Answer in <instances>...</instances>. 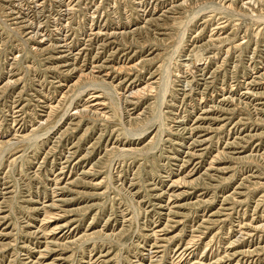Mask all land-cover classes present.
<instances>
[{
	"label": "rangeland",
	"instance_id": "rangeland-1",
	"mask_svg": "<svg viewBox=\"0 0 264 264\" xmlns=\"http://www.w3.org/2000/svg\"><path fill=\"white\" fill-rule=\"evenodd\" d=\"M224 1L0 0V142L3 140L0 144V264H96L95 260L98 255L100 256L101 251H104L102 252L103 256H107L106 264H192L194 262V264H264V152H262L264 151V78L258 79L256 85H251L252 83L249 82L252 80L251 77L264 72V3L262 0L259 2L258 0L257 2L256 0H226V3ZM254 2L258 5V9ZM235 4L237 8H234ZM223 6L225 7L224 12L219 8H223ZM226 8L231 10L228 9L227 12ZM194 15L195 17H193ZM223 25L225 29H222ZM143 26L149 27V30ZM185 28L186 30L183 31ZM228 36L232 39L228 40ZM222 41H226V44ZM220 44L222 48H220ZM151 57L152 60H155L152 63ZM226 57L228 58L226 59ZM69 61L70 63H68ZM139 62L142 63L139 64ZM146 63L147 65H145ZM121 64L124 68L126 67L125 70L127 69L126 72L129 74L123 70ZM135 64L140 66L136 67ZM106 65L109 67L111 65V68ZM134 65L136 68L133 67ZM71 67L73 68L71 69ZM66 68L70 72L65 71ZM137 68L139 69L136 70ZM154 73L156 74L154 75ZM160 74L165 75L163 76L164 80ZM79 75H83L81 76L82 81L83 77H87L86 81H83L86 87L78 77ZM90 75L92 78H98L92 79ZM77 79L80 82L76 81ZM98 80L100 82L102 80L103 83H99ZM158 80L162 83L160 84ZM206 81L209 82L206 83ZM210 82L212 85H209ZM86 83L92 88H88ZM94 85L98 88L95 89ZM110 85L115 86L116 90L110 88ZM161 85L163 86L161 87ZM74 86L77 88L75 89ZM164 86L168 87V90H165ZM99 88L103 89L98 90ZM108 88L112 91H108ZM159 88H163L165 92L162 90L161 92L164 93H161ZM103 90L106 94L103 93ZM246 90L250 93L245 94ZM141 91L146 92V94L143 93L145 96L140 94ZM137 92H140L139 95ZM98 93L101 105H96L97 101H93ZM117 94L119 95L116 96ZM73 98L74 101H72ZM137 99L141 101L138 102ZM182 100L184 102L181 104ZM216 104L218 106L220 104V108ZM49 105L54 107H49ZM252 105L256 110L252 108ZM99 111L106 115H101ZM75 112V116H72ZM80 114H84V116L81 117ZM98 115L100 116L97 117ZM140 117L141 119H139ZM196 117L198 119H195ZM58 119H61L59 124H57ZM125 121L128 123L126 124ZM40 122L42 123L40 124ZM243 124L245 125L243 126ZM55 125L56 127L52 129ZM196 127L200 129L198 130ZM191 128L193 132L196 131L191 132ZM62 132L64 133L62 134ZM66 132H68L67 135H65ZM100 134L103 136L101 137ZM32 136L34 138H31ZM99 138L102 141H99ZM18 140L23 143L20 144ZM76 141L78 143H75ZM126 147L127 149H125ZM131 147H134L135 150ZM93 148H96L95 151ZM128 148L134 150L133 153H130L132 151H129ZM121 149L124 152L122 154ZM211 150L212 153H210ZM126 151L129 153L126 154ZM191 152L195 155L193 156ZM66 154L68 156H65ZM242 154L243 156H240ZM20 155L22 156L20 157ZM71 155L72 158L74 157L73 159ZM215 159L217 160L215 161ZM44 162L45 164L42 165ZM74 163H77V167ZM82 169L84 173L81 171ZM205 171L206 173H204ZM184 174H188L185 175L187 176L185 179L192 177L198 179L188 186H183L180 183L182 186L178 188V182L173 183L184 178ZM178 177L180 178L178 179ZM78 178L79 180L82 178L80 184ZM74 180L78 181L75 184H69L75 182ZM164 181L165 183H163ZM65 182L69 184L66 188L67 191L69 190L68 192L66 189L64 192L61 188L67 185ZM55 184L57 185L55 186ZM176 189H179L178 192L184 190L185 197L171 198L170 196ZM59 198H68L70 202L62 205L63 208L59 209V213L57 212L59 215H54L55 211L49 210V204L57 202ZM193 205L196 208L192 207ZM38 207L41 208L40 211ZM157 212L162 213L159 215ZM216 213L217 215H215ZM51 214L54 217H59L57 221L76 218L79 220L77 224L80 226L78 227L74 223L71 226L73 228L69 227L64 233L61 229L53 232L51 229L55 226V218ZM179 222L181 223L179 224ZM216 222L218 223L216 224ZM154 223H156L155 226ZM90 227H93L92 230L98 233L88 237L86 232ZM157 230H162L157 232L160 236L157 233L153 235ZM44 232L47 234L44 235ZM108 233L109 235H107ZM197 234H200V237ZM39 235L40 237H38ZM194 242L195 244H192ZM234 242H238V244ZM55 244L59 247L54 248L57 246ZM68 244L71 246L68 247ZM155 244L160 245L158 247ZM45 246L53 252L48 249L49 253L45 251ZM259 248L261 249L259 250ZM235 253L237 255L233 256ZM246 253L249 254L245 255ZM103 256H101V260H104ZM67 258L69 261L64 263ZM201 261L203 262L201 263ZM101 262V264H105L104 261Z\"/></svg>",
	"mask_w": 264,
	"mask_h": 264
},
{
	"label": "bare ground",
	"instance_id": "bare-ground-1",
	"mask_svg": "<svg viewBox=\"0 0 264 264\" xmlns=\"http://www.w3.org/2000/svg\"><path fill=\"white\" fill-rule=\"evenodd\" d=\"M225 1H226V0H225ZM225 1H224V3H226ZM237 1H238V0H237ZM10 2H11V1H10ZM232 2H233V1H232ZM247 2H248V1H247ZM247 2H246V4H247ZM256 2H257V0H256ZM258 2H259V0H258ZM16 3H17V2H16ZM36 3H37V2H36ZM180 3H181V2H180ZM227 3H228V2H227ZM249 3H250V2H249ZM254 3H255V2H254ZM262 3H264L263 0H262ZM262 3H261V4H262ZM17 4H18V3H17ZM38 4H39V3H38ZM69 4H70V3H69ZM184 4H185V3H184ZM214 4H215V3H214ZM237 4H238V3H237ZM251 4H252V3H251ZM176 5H177V4H176ZM178 5H179V4H178ZM219 5H220V4H219ZM224 5H225V7H226V4H224ZM227 5H228V4H227ZM242 5H243V1H242ZM255 5H256V3H255ZM255 5H254V6H255ZM259 5H260V4H259ZM180 6H181V4H180ZM231 6H232V3H231ZM235 6H236V7H234V8H237V5H236V4H235ZM252 6H253V5H252ZM257 6H258V5H256V8H257ZM24 7H25V6H24ZM176 7H177V6H176ZM225 7L223 6V8H222V7H219V8H220V9H223V12H224V8H225ZM228 7H229V6H228ZM232 7H233V6H232ZM239 7H240V6H239ZM139 8H140V7H139ZM142 8H143V7H142ZM180 8H181V7H180ZM217 8H218V6H217ZM254 8H255V7H254ZM62 9H63V8H62ZM137 9H138V8H137ZM220 9H217V10H220ZM226 9H227V12H228V9H229V8H226ZM239 9H240V8H239ZM257 9H258V8H257ZM141 10H142V9H141ZM214 10L216 11L215 8H214ZM229 10H231V9H229ZM232 10H233V9H232ZM234 10H235V9H234ZM243 10H244V9H243ZM253 10H254V9H253ZM54 11H55V10H54ZM220 11H221V10H220ZM220 11H218V12H220ZM240 11H241V9H240ZM245 11H247V10H245ZM33 12H34V11H33ZM98 12H99V11H98ZM169 12H170V11H169ZM183 12H184V11H183ZM221 12H222V11H221ZM229 12H231V11H229ZM233 12H235V11H233ZM25 13H26V12H25ZM26 14H27V13H26ZM59 14H60V13H59ZM68 14H69V13H68ZM213 14H214V13H213ZM238 14H239V13H238ZM240 14H241V13H240ZM159 15H160V14H159ZM163 16H164V15H163ZM47 17H48V16H47ZM96 17H97V16H96ZM140 17H141V16H140ZM167 17H168V16H167ZM193 17H195V15H194ZM196 17H197V16H196ZM215 17H216V16H215ZM58 19H59V18H58ZM159 19H160V18H159ZM161 19H162V18H161ZM161 19H160V20H161ZM168 20H169V19H168ZM191 20H192V19H191ZM191 20H190V21H191ZM30 21H31V20H30ZM67 21H68V20H67ZM148 21L150 22L149 19H148ZM193 21H194V20H193ZM204 21H205V20H204ZM16 22H17V21H16ZM206 22H207V21H206ZM28 23H29V22H28ZM45 23H46V21H45ZM26 24H27V23H26ZM32 24H33V23H32ZM191 24H192V21H191ZM21 25H22V24H21ZM28 25H29V24H28ZM40 25H41V24H40ZM129 25H130V24H129ZM140 25H141V24H140ZM143 25H144V24H143ZM168 25H169V24H168ZM224 25H225V24H224ZM224 25H223V28H222V29H225V26H224ZM228 25H229V24H228ZM32 26H33V25H32ZM46 26H48V25H46ZM91 26H92V25H91ZM93 26H94V25H93ZM187 26H188V25H187ZM187 26H186V28H187ZM226 26H227V25H226ZM134 27H135V26H134ZM143 27H144V26H143ZM188 27H190V26H188ZM89 28H90V27H89ZM138 28H139V27H138ZM144 28L148 29L149 27H144ZM168 28H169V27H168ZM186 28H185L183 31H185ZM205 28H206V27H205ZM52 30H53V29H52ZM102 30H103V29H102ZM137 30H138V29H137ZM148 30H149V29H148ZM148 30H147V31H148ZM78 31H79V30H78ZM124 31H125V30H124ZM142 31H143V30H142ZM150 31H151V30H150ZM187 31H188V30H187ZM221 31H222V30H221ZM103 32H104V31H103ZM112 32H113V31H112ZM145 32H146V31H145ZM231 32H232V31H231ZM74 33H76V32H74ZM77 33H78V32H77ZM98 33H99V31H98ZM98 33L96 32V34H98ZM100 33H101V32H100ZM109 33H110V32H109ZM116 33H118V32H116ZM127 33H128V32H127ZM137 33H138V32H137ZM197 33H198V32H197ZM238 33H239V32H238ZM104 34H105V33H104ZM118 34H119V33H118ZM121 34H122V33H121ZM186 34H187V33H186ZM53 35H54V34H53ZM68 35H69V34H68ZM111 35H112V34H111ZM130 35H131V33H130ZM139 35H140V34H139ZM184 35H185V33H184ZM199 35H200V33H199ZM34 36H35V35H34ZM118 36H119V35H118ZM131 36H132V35H131ZM182 36H183V35H182ZM186 36H187V35H186ZM197 36H198V35H197ZM202 36H203V35H202ZM219 36H220V34H219ZM73 37H74V36H73ZM99 37H100V36H99ZM164 37H165V36H164ZM184 37H185V36H184ZM184 37H182V39H184ZM224 37H225V36H224ZM228 37H229V36H228ZM45 38H46V37H45ZM76 38H77V37H76ZM90 38H91V37H90ZM107 38H108V37H107ZM114 38H115V37H114ZM116 38H117V37H116ZM130 38H131V37H130ZM198 38H199V37H198ZM221 38H223V37H221ZM105 39H106V38H105ZM126 39H127V37H126ZM132 39H133V38H132ZM211 39H212V38H211ZM213 39H214V38H213ZM213 39H212V40H213ZM229 39H232V38L229 37L228 40H229ZM43 40H44V39H43ZM43 40H42V41H43ZM120 40H122V39H120ZM130 40H131V39H130ZM209 40H210V39H209ZM212 40H211V41H212ZM219 40H220V39H219ZM225 40H226V39H225ZM39 41H40V40H39ZM77 41H78V40H77ZM87 41H88V40H87ZM87 41H86V42H87ZM91 41H94V40H91ZM111 41H112V40H111ZM111 41H110V42H111ZM117 41H118V40H117ZM217 41H218V39H217ZM86 42H85V43H86ZM115 42H116V40H115ZM205 42H206V40H205ZM219 42H220V41H219ZM222 42H223L224 44H226V43H225L226 41H225V42L222 41ZM231 42H232V41H231ZM64 43H65V42H64ZM66 43H67V42H66ZM107 43H108V41H107ZM129 43H130V42H129ZM215 43H216V42H215ZM37 44H38V43H37ZM47 44H48V43H47ZM83 44H84V43H83ZM88 44H89V42H88ZM103 44H104V43H103ZM127 44H128V43H127ZM206 44H207V43H206ZM208 44H209V41H208ZM212 44H213V43H212ZM238 44H239V43H238ZM60 45H61V44H60ZM63 45H64V44H63ZM85 45H86V44H85ZM197 45H198V44H197ZM202 45H203V44H202ZM202 45H201V46H202ZM231 45H232V44H231ZM236 45H237V44H236ZM240 45H242V44H240ZM45 46H46V45H45ZM65 46H66V45H65ZM67 46H68V44H67ZM67 46H66V47H67ZM99 46H100V45H99ZM114 46H115V45H114ZM137 46H138V45H137ZM156 46H157V45H156ZM193 46H194V45H193ZM199 46H200V45H199ZM203 46H204V45H203ZM207 46H208V45H207ZM207 46H206V47H207ZM222 46H223V45H222ZM84 47H85V46H84ZM87 47H88V46H87ZM102 47H103V46H102ZM104 47H106V46H104ZM104 47H103V48H104ZM208 47H209V46H208ZM218 47H219V46H218ZM218 47H217V48H218ZM239 47H240V46H239ZM43 48H44V47H43ZM81 48H82V47H81ZM193 48H194V47H193ZM201 48H202V47H201ZM220 48H222V47H221V44H220ZM220 48H219V49H220ZM112 49H113V48H112ZM117 49H118V46H117ZM119 49H120V48H119ZM194 49H196V48H194ZM194 49H193V51H194ZM197 49H198V48H197ZM203 49H204V48H203ZM206 49H207V48H206ZM230 49H231V48H230ZM45 50H46V49H45ZM105 50H106V49H105ZM199 50H201V49H199ZM208 50H209V49H208ZM208 50H207V51H208ZM227 50H228V49H227ZM227 50H226V51H227ZM67 51H68V50H67ZM72 51H73V50H72ZM118 51H119V50H118ZM195 51H196V50H195ZM219 51H220V50H219ZM230 51H231V50H230ZM254 51H255V50H254ZM41 52H42V51H41ZM74 52H75V51H74ZM80 52H81V51H80ZM96 52H98V51H96ZM103 52H104V51H103ZM105 52H106V51H105ZM116 52H117V50H116ZM197 52H198V51H197ZM205 52H206V51H205ZM259 52H260V51H259ZM88 53H89V52H88ZM88 53H87V54H88ZM110 53H111V52H110ZM110 53H109V54H110ZM134 53H135V52H134ZM136 53H137V52H136ZM192 53H193V52H192ZM206 53H207V52H206ZM208 53H209V52H208ZM78 54H79V53H78ZM91 54H92V53H91ZM93 54H94V53H93ZM100 54H101V53H100ZM210 54H211V53H210ZM252 54H253V53H252ZM256 54H257V53H256ZM256 54H255V55H256ZM104 55H105V54H104ZM125 55H127V54H125ZM125 55H124V57H125ZM155 55H156V54H155ZM207 55H208V54H207ZM229 55H230V53H229ZM88 56H89V54H88ZM94 56H95V55H94ZM94 56H93V57H94ZM100 56H101V55H100ZM157 56L159 57V55H157ZM157 56H156V57H157ZM204 56H205V54H204ZM211 56H212V55H211ZM78 57H79V56H78ZM97 57H98V56H97ZM105 57H106V56H105ZM110 57H111V56H110ZM124 57H123V58H124ZM130 57H131V56H130ZM130 57H129V58H130ZM254 57H255V56H254ZM60 58H61V57H60ZM68 58H69V57H68ZM71 58H72V57H71ZM75 58H76V57H75ZM100 58H101V57H100ZM106 58H107V57H106ZM112 58H113V56H112ZM154 58H155V56H154ZM209 58H211V57H209ZM209 58H208V59H209ZM216 58H217V57H216ZM227 58H228V57H226V59H227ZM93 59H94V58H93ZM102 59H103V58H102ZM108 59H110V58H108ZM147 59H148V57H147ZM147 59H146V60H147ZM217 59H218V58H217ZM217 59H216V60H217ZM250 59H251V58H250ZM253 59H254V58H253ZM257 59H258V58H257ZM65 60H66V59H65ZM81 60H82V59H81ZM83 60H84V59H83ZM119 60H120V59H119ZM149 60H150V59H149ZM153 60H154V59H153ZM153 60H152V57H151V63L155 61V60H154V61H153ZM222 60H223V59H222ZM241 60H242V59H241ZM66 61H67V60H66ZM66 61H65V62H66ZM72 61H73V60H72ZM102 61H103V60H102ZM104 61H105V60H104ZM131 61H132V60H131ZM133 61H134V60H133ZM142 61H144V60H142ZM186 61H187V60H186ZM229 61H230V60H229ZM62 62H63V61H62ZM74 62H75V61H74ZM144 62H145V61H144ZM146 62H147V61H146ZM213 62H215V61H213ZM222 62H223V61H222ZM252 62H253V61H252ZM68 63H70V61H69ZM75 63H76V62H75ZM75 63H74V64H75ZM126 63H127V62H126ZM136 63H137V62H136ZM141 63H142V62H141ZM141 63L139 62V64H141ZM256 63H257V62H256ZM262 63H263V62H262ZM262 63H261V64H262ZM62 64H63V63H62ZM78 64H79V63H78ZM94 64H95V63H94ZM99 64H100V63H99ZM106 64H107V63H106ZM131 64H132V63H131ZM137 64H138V63H137ZM148 64H150V63H148ZM207 64H208V63H207ZM207 64H206V65H207ZM219 64L221 65V63H219ZM258 64H259V63H258ZM258 64H257V65H258ZM54 65H55V64H54ZM83 65H84V64H83ZM96 65H97V64H96ZM112 65H113V64H112ZM121 65H122V67H123V64H121ZM124 65H126V64H124ZM135 65H136V64H135ZM135 65H134L133 67H135ZM145 65H147V63H146ZM204 65H205V64H204ZM226 65H227V63H226ZM250 65H251V64H250ZM77 66H78V65H77ZM85 66H86V65H85ZM88 66H89V65H88ZM106 66H107V65H106ZM118 66H119V65H118ZM118 66H117V67H118ZM127 66H130V65H127ZM131 66H132V65H131ZM131 66H130V67H131ZM138 66H140V65H136V67H138ZM210 66H211V65H210ZM218 66H219V65H218ZM218 66H216V67H218ZM50 67H51V66H50ZM82 67H83V66H82ZM93 67H94V65H93ZM95 67H96V66H95ZM107 67H109V66H107ZM136 67H135V68H136ZM189 67H190V66H189ZM213 67H214V66H213ZM222 67H223V66H222ZM248 67H249V65H248ZM261 67H262V66H261ZM55 68H56V67H55ZM72 68H73V67H71V69H72ZM85 68H86V67H85ZM104 68H105V67H104ZM109 68H111V65H110ZM123 68H124V67H123ZM125 68H126V67H125ZM125 68H124L123 70H125ZM141 68H142V66H141ZM76 69H77V68H76ZM86 69H87V68H86ZM91 69H92V68H91ZM96 69H97V68H96ZM131 69H132V68H131ZM138 69H139V68H137L136 70H138ZM162 69H163V68H162ZM213 69H214V68H213ZM248 69H249V68H248ZM78 70H79V68H78ZM82 70H83V69H82ZM97 70H98V69H97ZM126 70H127V69H126ZM126 70H125V72H126ZM128 70H129V69H128ZM143 70H144V69H143ZM159 70H161V69H159ZM165 70H166V69H165ZM261 70H262V69H261ZM54 71H55V70H54ZM65 71H67V68H66ZM75 71H77V70H75ZM80 71H81V70H80ZM93 71H94V70H93ZM155 71H156V70H155ZM163 71H164V70H163ZM166 71H167V70H166ZM203 71H204V70H203ZM220 71H221V70H220ZM67 72H70V71H67ZM120 72H121V71H120ZM137 72H138V71H137ZM142 72H143V71H142ZM159 72H160V71H159ZM167 72H168V71H167ZM211 72H212V71H211ZM254 72H255V71H254ZM259 72H260V71H259ZM58 73H59V72H58ZM83 73H84V72H83ZM86 73H87V71H86ZM114 73H115V72H114ZM114 73H113V74H114ZM126 73H127V72H126ZM197 73H198V72H197ZM197 73H196V74H197ZM214 73H216V72L214 71ZM220 73H221V72H220ZM263 73H264V72H263ZM263 73L259 74L258 76L255 75V76L251 77L252 80L250 79L251 81H249V80H248V81H249L250 83H252L251 85H256V83L258 82V81H257L258 79L264 78V77H263V75H264ZM69 74H70V73H69ZM76 74H77V73H76ZM80 74H81V72H80ZM101 74H102V73H101ZM119 74H120V73H119ZM121 74H122V73H121ZM127 74H129V73H127ZM138 74H139V73H138ZM155 74H156V73H154V75H155ZM210 74H211V73H210ZM225 74H226V73H225ZM67 75H68V73H67ZM71 75H72V74H71ZM77 75H78V74H77ZM92 75H93V73H92ZM92 75H90L91 78H92ZM105 75H106V74H105ZM107 75H108V74H107ZM109 75H110V74H109ZM111 75H112V74H111ZM111 75H110V76H111ZM136 75H137V74H136ZM152 75H153V74H152ZM160 75H161V74H160ZM214 75H215V74H214ZM226 75H227V74H226ZM248 75H249V74H248ZM74 76H75V75H74ZM81 76H83V75H79V76H78V77H80V80H81ZM84 76H86V75H84ZM88 76H89V75H88ZM96 76H98V75H96ZM99 76H100V75H99ZM122 76H123V75H122ZM161 76H162V75H161ZM163 76H165V75H163ZM163 76L161 77L162 79L164 78ZM166 76H167V75H166ZM177 76H178V75H177ZM202 76H203V75H202ZM208 76H209V75H208ZM208 76H207V77H208ZM211 76H212V75H211ZM224 76H225V75H224ZM103 77H104V76H103ZM129 77H130V76H129ZM134 77H135V76H134ZM212 77H213V76H212ZM225 77H226V76H225ZM86 78H87V77H86ZM86 78L83 77V79H84L83 81H86ZM88 78H89V77H88ZM96 78H98V77H95V78H92V79H96ZM101 78H102V77H101ZM104 78H105V77H104ZM112 78H113V77H112ZM135 78H136V77H135ZM151 78H152V76H151ZM158 78H159V77H158ZM161 78H160V79H161ZM215 78H216V77H215ZM222 78H223V77H222ZM233 78H234V77H233ZM63 79H64V78H63ZM113 79H114V78H113ZM113 79H111V80H113ZM127 79H128V78H127ZM127 79H126V81H127ZM140 79H141V78H140ZM165 79H166V77H165ZM217 79H218V78H217ZM234 79H235V78H234ZM236 79H237V78H236ZM67 80H68V79H67ZM80 80L78 81V79H77L76 81L80 82ZM102 80H103V79H102ZM102 80H101V82H102ZM114 80H115V79H114ZM133 80H134V78H133ZM155 80H156V79H155ZM163 80H164V79H163ZM187 80H188V79H187ZM204 80H205V78H204ZM206 80H207V79H206ZM232 80H233V79H232ZM76 81H75V82H76ZM81 81H82V80H81ZM83 81H82V82H83ZM89 81H91V80H89ZM98 81H99V80H98ZM104 81H105V80H104ZM126 81H125V82H126ZM128 81H129V80H128ZM158 81H159V80H158ZM188 81H190V80H188ZM210 81L212 82V80H210ZM213 81H214V80H213ZM222 81H224V80H222ZM236 81H237V80H236ZM242 81H243V80H242ZM82 82H81V86H82V84L84 83V82H83V83H82ZM101 82L99 81V83H101ZM112 82H113V81H112ZM112 82H111V83H112ZM118 82H119V81H118ZM118 82H117V83H118ZM130 82H132V81H130ZM130 82H129V83H130ZM133 82H134V81H133ZM146 82H147V81H146ZM149 82H150V81H149ZM156 82H157V81H156ZM183 82H184V81H183ZM208 82H209V81H208ZM208 82L206 81V83H208ZM211 82H210L209 85H212ZM94 83H95V82H94ZM102 83H103V82H102ZM105 83H107V82H105ZM105 83H104V84H105ZM111 83H110V84H111ZM114 83H115V82H114ZM117 83H116V84H117ZM119 83L121 84V82H119ZM154 83H155V82H154ZM159 83H160V81H159ZM161 83H162V82H161ZM161 83H160V84H161ZM203 83H204V82H203ZM222 83H223V82H222ZM226 83H227V81H226ZM237 83H238V82H237ZM242 83H243V82H242ZM244 83H245V82H244ZM63 84H64V83H63ZM70 84H71V83H70ZM76 84H78V83H76ZM79 84H80V83H79ZM79 84H78V85H79ZM86 84L88 85V86H87L88 88L91 87V86H89L88 83H86ZM95 84H96V83H95ZM186 84H187V83H186ZM190 84H191V83H190ZM259 84H260V83H259ZM10 85H11V84H10ZM66 85H67V84H66ZM91 85H92V83H91ZM96 85H99V84H96ZM127 85H128V84H127ZM131 85H132V84H131ZM140 85H141V84H140ZM145 85H147V84H145ZM215 85H216V84H215ZM228 85H229V84H228ZM240 85H241V84H240ZM246 85H247V83H246ZM4 86H5V85H4ZM59 86H60V85H59ZM75 86H77V85H75ZM75 86H74V87H75ZM84 86H85V83H84ZM110 86H111V85H110ZM116 86H117V85H116ZM121 86H122V85H121ZM123 86H124V85H123ZM147 86H148V85H147ZM149 86H150V85H149ZM158 86H159V85H158ZM162 86H163V85H161V87H162ZM207 86H208V85H207ZM217 86H218V85H217ZM222 86H223V85H222ZM236 86H237V87H240V86H238V85H236ZM236 86H235V87H236ZM72 87H73V85H72ZM85 87H86V86H85ZM93 87H95V85H94ZM108 87H109V84H108ZM114 87H115V86H114ZM114 87L111 86L110 88H114ZM127 87H128V86H127ZM191 87H192V86H191ZM224 87H225V86H224ZM231 87H232V86H231ZM235 87H234V88H235ZM257 87H258V86H257ZM76 88H77V87H75V89H76ZM78 88H79V87H78ZM91 88H92V87H91ZM96 88H98V87H95V89H96ZM105 88H106V87H105ZM105 88H104V89H105ZM110 88H108V91H112V89L109 90ZM163 88H165V86H164ZM163 88H162V89L159 88L160 92L163 90ZM167 88H168V87H167ZM167 88H165V90H166ZM182 88H183V86H182ZM192 88H193V87H192ZM242 88H243V87H242ZM248 88H249V87H248ZM72 89H74V88H72ZM79 89H80V88H79ZM81 89H82V88H81ZM101 89H103V88H99L98 90H101ZM106 89H107V88H106ZM106 89H105V90H106ZM126 89H127V88H126ZM131 89H132V88H131ZM144 89H146V87H144ZM144 89H143V90H144ZM154 89H155V88H154ZM186 89H187V88H186ZM115 90H116V88H114V91H115ZM123 90H124V89H123ZM132 90H133V89H132ZM137 90H139V89H137ZM140 90H141V87H140ZM147 90H148V89H147ZM149 90H150V88H149ZM149 90H148V92H149ZM152 90H153V89H152ZM167 90H168V89H167ZM181 90H182V89H181ZM184 90H185V89H184ZM191 90H193V89H191ZM191 90H190V91H191ZM39 91H40V90H39ZM78 91H79V93H81L80 90H78ZM103 91H104V90H103ZM106 91H107V90H106ZM117 91H118V90H117ZM127 91H128V90H127ZM134 91H135V90H134ZM145 91H146V90H145ZM145 91H144V92H145ZM163 91H164V90H163ZM216 91H217V90H216ZM231 91H232V90H231ZM239 91H240V89H239ZM246 91H247V90H246ZM252 91H253V90H252ZM259 91H260V90H259ZM64 92H65V91H64ZM70 92H71V91H70ZM83 92H84V91H83ZM124 92H125V91H124ZM131 92H132V91H131ZM141 92H142V91H141ZM144 92H142V93L139 92V93L142 95ZM146 92H147V91H146ZM146 92H145V94H146ZM148 92H147V93H148ZM164 92H165V91H164ZM164 92H161V93H164ZM201 92H202V91H201ZM203 92H204V91H203ZM213 92H214V90H213ZM222 92H223V91H222ZM243 92H244V91H243ZM257 92H258V90H257ZM71 93H72V92H71ZM103 93L106 94L105 91H104ZM119 93H120V92H119ZM129 93H130V92H129ZM135 93H136V91H135ZM137 93H138V92H137ZM139 93H138L137 95H139ZM182 93H183V92H182ZM197 93H198V92H197ZM206 93H207V92H206ZM211 93H212V92H211ZM217 93H219V92H217ZM230 93H231V92H230ZM230 93H229V94H230ZM239 93H241V92H239ZM249 93H250V92L247 91L245 94H249ZM252 93H253V92H252ZM254 93H255V92H254ZM110 94H111V92L109 93V95H110ZM114 94H115V92H114ZM121 94H122V93H121ZM130 94H131V93H130ZM132 94H134V93H132ZM185 94H186V93H185ZM185 94H184V95H185ZM190 94H191V93H190ZM201 94H203V93H201ZM214 94H216V93H214ZM214 94H213V95H214ZM241 94H242V93H241ZM243 94H244V93H243ZM255 94H256V93H255ZM100 95H101V94H100ZM109 95H108V96H109ZM112 95H113V93H112ZM118 95H119V94H117L116 96H118ZM124 95H125V94H124ZM127 95H128V94H127ZM134 95H135V94H134ZM143 95H144V94H143ZM187 95H188V94H187ZM206 95H207V94H206ZM213 95H212V96H213ZM258 95H259V94H258ZM260 95H261V94H260ZM64 96H65V94H64ZM90 96H91V95H90ZM90 96H89V97H90ZM94 96H95V94H94ZM144 96H145V95H144ZM163 96H165V95H163ZM163 96H162V97H163ZM220 96H221V95H220ZM230 96H231V95H230ZM248 96H250V95H248ZM92 97H93V96H92ZM128 97H129V95H128ZM135 97H136V96H135ZM190 97H191V96H190ZM200 97H201V96H200ZM236 97H237V96H236ZM238 97H239V96H238ZM253 97H254V96H253ZM255 97H256V96H255ZM255 97H254V98H255ZM260 97H261V96H260ZM125 98H127V97H125ZM138 98H139V97H138ZM174 98H175V97H174ZM185 98H186V97H185ZM232 98H233V97H232ZM245 98H246V97H245ZM50 99H51V98H50ZM50 99H49V100H50ZM88 99H89V98H88ZM118 99H120V98H118ZM161 99H162V98H161ZM183 99H184V97H183ZM196 99H197V98H196ZM209 99H210V98H209ZM211 99H212V98H211ZM215 99H216V98H215ZM224 99H225V98H224ZM240 99H241V98H240ZM256 99H257V98H256ZM110 100H111V99H110ZM122 100H123V99H122ZM126 100H128V99H126ZM126 100H124V101H126ZM129 100H130V98H129ZM137 100H138V99H137ZM171 100H172V99H171ZM193 100H194V99H193ZM203 100H204V99H203ZM218 100H219V99H218ZM220 100H221V99H220ZM220 100H219V101H220ZM249 100H250V99H249ZM28 101H29V100H28ZM72 101H74V98H73ZM93 101H97L96 105H101V104H102L101 99H100V96H99V93H98V95L95 96V99H94ZM139 101H141V100H138V102H139ZM164 101H165V100H164ZM195 101H196V100H195ZM222 101H223V100H222ZM230 101H231V100H230ZM230 101H229V102H230ZM39 102H40V101H39ZM105 102H106V101H105ZM126 102H127V101H126ZM130 102H131V101H130ZM183 102H184V100H182L181 104H182ZM190 102H191V101H190ZM239 102H240V101H239ZM245 102H246V100H245ZM72 103H73V102H72ZM124 103H125V102H124ZM135 103H137V102L135 101ZM192 103H193V102H192ZM231 103H232V102H231ZM44 104H45V103H44ZM49 104H50V103H49ZM78 104H79V103H78ZM87 104H88V103H87ZM93 104H95V103H93ZM107 104H108V103H107ZM107 104H106V105H107ZM125 104H126V103H125ZM125 104H124V105H125ZM131 104H132V103H131ZM161 104H162V103H161ZM165 104H166V102H165ZM165 104H164V105H165ZM171 104H172V103H171ZM200 104H201V102H200ZM221 104H222V103H221ZM53 105H54V104H53ZM53 105H52V106H53ZM69 105H71V103H69ZM69 105H67V106L69 107ZM132 105H133V104H132ZM172 105H173V104H172ZM174 105H176V104H174ZM190 105H191V104H190ZM194 105H195V104H194ZM216 105H217V104H216ZM237 105H238V104H237ZM237 105H236V107H237ZM248 105H250V104H248ZM253 105L255 106V104H253ZM253 105H252V108H253ZM52 106L49 105V107H52ZM91 106H93V105H91ZM125 106H126V105H125ZM162 106H163V104H162ZM180 106H181V105H180ZM183 106H184V105H183ZM185 106H186V104H185ZM217 106H218V105H217ZM219 106H221V105L219 104ZM219 106H218V107H219ZM231 106H232V105H231ZM243 106H244V105H243ZM53 107H54V106H53ZM53 107H52V108H53ZM68 107H67V108H68ZM128 107H129V106H128ZM135 107H136V106H135ZM166 107H167V106H166ZM168 107H169V106H168ZM181 107H182V106H181ZM211 107H212V105H211ZM211 107H210V108H211ZM224 107H225V106H224ZM233 107H235V106L233 105ZM239 107L241 108V106H239ZM42 108H43V107H42ZM45 108H46V107H45ZM52 108H51V109H52ZM83 108H84V107H83ZM89 108H90V107H89ZM98 108H99V107H98ZM186 108H187V107H186ZM192 108H193V107H192ZM194 108H195V107H194ZM219 108H220V107H219ZM219 108H218V109H219ZM252 108H251V109H252ZM260 108H261V107H260ZM51 109H50V110H51ZM54 109H55V108H54ZM72 109H73V108H72ZM72 109H71V110H72ZM81 109H82V108H81ZM85 109H86V108H85ZM93 109H94V108H93ZM195 109H196V108H195ZM201 109H202V108H201ZM211 109H212V108H211ZM228 109H229V108H228ZM233 109H234V108H233ZM237 109H238V108H237ZM237 109H236V110H237ZM253 109H255V108H253ZM262 109H263V108H262ZM50 110H49V113H51ZM52 110H53V109H52ZM78 110H79V109L77 108V111H78ZM83 110H84V109H83ZM99 110H100V109H99ZM124 110H125V109H124ZM146 110H147V109H146ZM184 110H185V109H184ZM223 110H224V109H223ZM225 110H226V109H225ZM230 110H232V109H230ZM255 110H256V109H255ZM260 110H261V109H260ZM20 111H21V110H20ZM77 111H76V112H77ZM80 111H81V110H80ZM102 111H103V110H102ZM107 111H108V110H107ZM126 111H127V110H126ZM173 111H174V109H173ZM190 111H191V110H190ZM216 111H217V110H216ZM221 111H222V110H221ZM248 111H249V110H248ZM76 112L73 113L72 116H75ZM83 112H85V111H83ZM86 112H87V110H86ZM92 112H95V111H92ZM97 112H98V111H97ZM123 112H124V111H123ZM123 112H122V113H123ZM145 112H146V111H145ZM175 112H176V111H175ZM191 112H192V111H191ZM230 112H231V111H230ZM230 112H229V113H230ZM233 112H234V111H233ZM249 112H250V111H249ZM258 112H259V111H258ZM17 113H18V112H17ZM45 113H47V112H45ZM65 113H66V111H65ZM77 113H78V112H77ZM87 113H88V112H87ZM87 113H85V114L88 116ZM99 113H100V111H99ZM102 113H103V112H101L100 114H101V115H104V114H102ZM104 113H105V112H104ZM126 113H127V112H126ZM176 113H177V112H176ZM188 113H189V112H188ZM205 113H206V112H205ZM207 113H208V112H207ZM218 113H219V112H218ZM226 113H227V111H226ZM252 113H253V112H252ZM256 113H257V112H256ZM262 113H263V112H262ZM54 114H55V113H54ZM92 114H93V113H92ZM128 114H129V113H128ZM143 114H144V113H143ZM174 114H175V113H174ZM190 114H191V113H190ZM223 114H224V113H223ZM21 115H22V114H21ZM80 115H82L81 117L84 116V114H80ZM89 115H90V114H89ZM105 115H106V114H105ZM105 115H104V116H105ZM194 115H195V114H194ZM251 115H254V114H251ZM255 115H256V114H255ZM258 115H260V114H258ZM41 116H42V115H41ZM51 116H52V115H51ZM63 116H64V115H63ZM92 116H93V115H92ZM95 116H96V115H95ZM99 116H100V115H98L97 117H99ZM122 116H123V115H122ZM187 116H189V115H187ZM190 116H191V115H190ZM208 116H209V115H208ZM232 116H233V114H232ZM232 116H231V117H232ZM263 116H264V115H263ZM76 117H77V116H76ZM76 117H74V118H76ZM102 117H103V116H102ZM136 117L138 118V115H136ZM155 117H156V116H155ZM177 117H178V116H177ZM177 117H176V118H177ZM179 117H180V116H179ZM181 117H183V116H181ZM199 117H200V115H199ZM212 117H213V116H212ZM217 117H218V116H217ZM226 117H227V116H226ZM254 117H255V116H254ZM48 118H50V117H48ZM62 118H63V117H62ZM62 118H61V119H62ZM74 118H73V119H74ZM79 118H80V116H79ZM122 118H123V117H122ZM187 118H188V117H187ZM224 118H225V117H224ZM228 118H229V116H228ZM250 118H251V117H250ZM46 119H47V118H46ZM61 119H58V123H57V122H56V123L59 124L60 121H61ZM69 119H70V116H69ZM86 119H87V118H86ZM107 119H108V118H107ZM139 119H141V117H140ZM195 119H198V118L196 117ZM204 119H206V118H204ZM238 119H239V118H238ZM238 119H237V120H238ZM240 119H241V118H240ZM13 120H14V119H13ZM44 120H45V119H44ZM48 120H49V119H48ZM71 120H72V119H71ZM74 120H76V119H74ZM78 120H79V119H78ZM98 120H99V119H98ZM123 120H124V119H123ZM123 120H122V122H124ZM125 120H126V119H125ZM176 120H177V119H176ZM209 120H210V119H209ZM229 120H230V119H229ZM245 120H246V119H245ZM248 120H249V119H248ZM258 120H259V119H258ZM15 121H16V118H15ZM22 121H24V120H22ZM81 121H82V120H81ZM128 121H129V119H128ZM180 121H181V120H180ZM185 121H186V119H185ZM192 121H193V120H192ZM18 122H19V121H18ZM24 122H25V121H24ZM63 122H64V121H63ZM77 122H78V121H77ZM112 122H113V121H112ZM125 122H126V121H125ZM175 122H176V121H175ZM194 122H195V120H194ZM194 122H193V123H194ZM204 122H205V120H204ZM213 122H214V121H213ZM226 122H227V121H226ZM228 122H229V121H228ZM41 123H42V122H40V124H41ZM67 123H68V122H67ZM127 123H128V122H126V124H127ZM129 123H130V122H129ZM131 123H132V122H131ZM185 123H186V122H185ZM200 123H201V122H200ZM200 123H199V124H200ZM234 123H235V121H234ZM238 123H239V122H238ZM241 123H242V122H241ZM246 123H248V122H246ZM57 124H56V125H57ZM61 124H62V123H61ZM76 124H77V123H76ZM194 124H195V123H194ZM231 124H232V123H231ZM23 125H24V124H23ZM56 125L53 126L52 129H54V128L56 127ZM65 125H66V124H65ZM67 125H68V124H67ZM80 125H81V124H80ZM124 125H125V124H124ZM190 125H191V124H190ZM197 125H198V124H197ZM238 125H239V124H238ZM244 125H245V124H243V126H244ZM60 126H61V125H60ZM62 126H63V125H62ZM77 126H78V124H77ZM176 126H177V124H176ZM223 126H224V124H223ZM65 127H66V126H65ZM68 127H69V126H68ZM71 127H72V126H71ZM185 127H186V125H185ZM185 127H184V128H185ZM188 127H189V126H188ZM193 127H194V126H193ZM205 127H206V126H205ZM224 127H225V126H224ZM75 128H76V127H75ZM79 128H80V127H79ZM175 128H176V127H175ZM186 128H187V127H186ZM196 128L198 129V127H196ZM196 128H195V129H196ZM210 128H211V127H210ZM68 129H69V128H68ZM71 129L74 130V128H71ZM178 129H181V128H178ZM182 129H183V128H182ZM199 129H200V128H199ZM199 129H198V130H199ZM223 129H224V128H223ZM232 129H233V128H232ZM236 129H237V127H236ZM245 129H246V128H245ZM185 130H186V129H185ZM191 130H192V128H191ZM203 130H204V129H203ZM230 130H231V128H230ZM241 130H242V129H241ZM46 131H47V130H46ZM60 131H62V130L60 129ZM63 131H64V130H63ZM66 131H67V130H66ZM69 131H71V130H69ZM129 131H130V130H129ZM129 131H128V132H129ZM132 131H133V130H132ZM172 131H173V130H172ZM180 131H181V130H180ZM195 131H196V130H195ZM195 131H194V132H195ZM205 131H206V130H205ZM236 131H237V130H236ZM20 132H21V131H20ZM50 132H51V128H50ZM53 132H54V131H53ZM64 132H65V131H64ZM64 132H62V134H63ZM73 132H74V131H73ZM111 132H112V131H111ZM130 132H131V131H130ZM178 132H179V131H178ZM186 132H187V130H186ZM191 132H193V130H192ZM194 132H193V133H194ZM200 132H201V131H200ZM67 133H68V132H66L65 135H67ZM71 133H72V132H71ZM183 133H184V132H183ZM207 133H208V132H207ZM229 133H230V132H229ZM45 134H46V133H45ZM48 134H49V133H48ZM87 134H88V133H87ZM87 134H86V135H87ZM111 134H112V133H111ZM111 134H110V135H111ZM132 134H133V132H132ZM134 134H135V133H134ZM161 134H162V133H161ZM172 134H173V133H172ZM181 134H182V133H181ZM204 134H205V133H204ZM249 134H250V133H249ZM20 135H21V134H20ZM23 135H25V134H23ZM32 135H33V134H32ZM65 135H63V136H65ZM100 135H101V134H100ZM110 135H109V136H110ZM179 135H180V134H179ZM182 135H183V134H182ZM182 135H181V136H182ZM21 136H22V135H21ZM21 136H20V137H21ZM102 136H103V135H101V137H102ZM160 136H161V135H160ZM190 136H191V135H190ZM197 136H198V135H197ZM199 136H200V135H199ZM22 137H23V136H22ZM26 137H29V136H26ZM60 137H61V136H60ZM210 137H211V136H210ZM239 137H240V136H239ZM243 137H244V136H243ZM254 137H255V136H254ZM257 137H258V136H257ZM11 138H12V137H11ZM16 138H18V137H16ZM31 138H34V137L32 136ZM31 138H30V139H31ZM62 138H63V137H62ZM85 138H86V137H85ZM110 138H111V137H110ZM167 138H168V137H167ZM196 138H197V137H196ZM200 138H201V137H200ZM247 138H248V137H247ZM12 139H13V138H12ZM100 139H101V138H99V141H102V140H100ZM131 139H132V138H131ZM180 139H181V138H180ZM193 139H194V138H193ZM208 139H209V138H208ZM208 139H207V140H208ZM234 139H235V138H234ZM248 139H249V138H248ZM253 139H254V138H253ZM0 140H1V139H0ZM28 140H29V139H28ZM28 140H27V141H28ZM60 140H61V138H60ZM164 140H165V139H164ZM168 140H169V139H168ZM186 140H187V139H186ZM211 140H212V139H211ZM250 140H251V138H250ZM2 141H3V140H2ZM2 141H1V142H2ZM9 141H10V140H9ZM18 141H19V140H18ZM21 141H23V140H21ZM109 141H110V140H109ZM115 141H116V140H115ZM189 141H190V140H189ZM195 141H196V139H195ZM234 141H235V140H234ZM234 141H233V142H234ZM246 141H247V140H246ZM248 141H249V140H248ZM1 142H0V144H1ZM12 142H15V141H12ZM19 142H20V141H19ZM57 142H58V141H57ZM179 142H180V141H179ZM200 142H201V141H200ZM205 142H206V141H205ZM205 142H204V143H205ZM244 142H245V141H244ZM251 142H252V141H251ZM259 142H260V141H259ZM4 143H5V142H4ZM4 143H3V144H4ZM6 143H7V142H6ZM16 143H17V142H16ZM16 143H13V144L17 145ZM21 143H23V142H20V144H21ZM75 143H78V142L76 141ZM79 143H80V141H79ZM98 143H99V142H98ZM102 143H103V142H102ZM106 143H107V142H106ZM108 143H109V142H108ZM181 143H184V142H181ZM202 143H203V142H202ZM234 143H235V142H234ZM247 143H249V142H247ZM256 143H257V142H256ZM261 143H262V142H261ZM7 144H8V143H7ZM176 144H177V143H176ZM179 144H180V143H179ZM229 144H230V143H229ZM262 144H263V143H262ZM183 145H185V144H183ZM189 145H190V144H189ZM201 145H202V144H201ZM260 145H261V144H260ZM263 145H264V144H263ZM77 146H78V145H77ZM114 146H115V145H114ZM193 146H194V145H193ZM226 146H227V145H226ZM234 146H235V145H234ZM240 146H241V144H240ZM256 146H257V145H256ZM258 146H259V143H258ZM16 147H17V146H16ZM20 147H21V146H20ZM51 147H52V146H51ZM72 147H73V146H72ZM75 147H76V146H75ZM78 147H79V146H78ZM94 147H96V146H94ZM112 147H113V146H112ZM127 147H128V146H127ZM127 147H126L125 149H127ZM155 147H156V146H155ZM199 147H200V146H199ZM203 147H204V146H203ZM224 147H225V145H224ZM228 147H229V145H228ZM241 147H242V146H241ZM8 148H9V147H8ZM12 148H13V147H12ZM17 148H19V147H17ZM79 148H80V147H79ZM114 148H115V147H114ZM131 148H132V147H131ZM131 148H130V149H131ZM138 148H139V147H137V149H138ZM187 148H188V147H187ZM190 148H191V147H190ZM194 148H195V147H194ZM196 148H197V146H196ZM243 148H244V146H243ZM260 148H261V147H260ZM13 149H15V148H13ZM90 149H91V148H90ZM93 149H94V148H93ZM95 149H96V148H95ZM95 149H94V151H95ZM110 149H111V148H110ZM112 149H113V148H112ZM112 149H111V150H112ZM118 149H119V148H118ZM118 149H117V150H118ZM123 149H124V148H123ZM125 149H124V151H125ZM128 149H129V148H128ZM130 149H129V151H132V150H130ZM132 149H134V147H133ZM151 149H152V148H151ZM200 149H201V148H200ZM207 149H208V148H207ZM223 149H224V148H223ZM234 149H235V148H234ZM252 149H253V148H252ZM7 150H8V149H7ZM74 150H75V149H74ZM86 150H87V149H86ZM98 150H99V149H98ZM105 150H106V149H105ZM113 150H114V149H113ZM134 150H135V149H134ZM134 150H133V151H134ZM138 150H140V149H138ZM143 150H144V149H143ZM191 150H192V149H191ZM230 150H231V149H230ZM1 151H2V150H1ZM88 151H89V150H88ZM109 151H110V150H109ZM133 151L130 152V153H133ZM178 151H180V150H178ZM188 151H189V149H188ZM236 151H237V150H236ZM257 151H258V150H257ZM72 152H73V151H72ZM92 152H93V151H92ZM92 152H91V154H92ZM120 152H121V154L124 153V152H122V149L120 150ZM127 152H128V151H126V154H127ZM137 152H138V153H141V152H139V151H137ZM147 152H148V151H147ZM194 152H195V151H194ZM222 152H223V150H222ZM227 152H228V151H227ZM227 152H226V153H227ZM239 152H240V151H239ZM253 152H254V151H253ZM262 152H264V151H262ZM67 153H69V152H67ZM89 153H90V152H89ZM96 153H97V152H96ZM106 153H108V152H106ZM106 153H105V155H106ZM128 153H129V152H128ZM135 153H136V152H135ZM191 153H192V152H191ZM210 153H212V150L210 151ZM220 153H221V152H220ZM257 153H258V152H257ZM257 153H256V154H257ZM69 154H70V153H69ZM74 154H75V153H74ZM119 154H120V153H119ZM126 154H125V155H126ZM204 154H205V152H204ZM216 154H217V153H216ZM224 154H225V153H224ZM254 154H255V153H254ZM254 154H253V155H254ZM260 154H261V153H260ZM263 154H264V153H263ZM3 155H4V154H3ZM82 155H83V154H82ZM82 155H81V156H82ZM109 155H110V154H109ZM123 155H124V154H123ZM128 155H129V154H128ZM185 155H186V154H185ZM192 155H193V153H192ZM194 155H195V154H194ZM194 155H193V156H194ZM201 155H202V154H201ZM214 155H215V154H214ZM244 155H245V154H244ZM1 156H2V155H1ZM21 156H22V155H20V157H21ZM65 156H68V155L66 154ZM88 156H89V155H88ZM88 156H87V157H88ZM215 156H217V155H215ZM219 156H220V155H219ZM221 156H222V155H221ZM225 156H226V155H225ZM240 156H243V154L240 155ZM255 156H256V155H255ZM260 156H262V155H260ZM260 156H259V157H260ZM20 157L18 158L19 160H20ZM89 157H90V156H89ZM195 157H196V156H195ZM213 157H214V156H213ZM226 157H227V156H226ZM244 157H245V156H244ZM246 157H247V156H246ZM23 158H24V157H23ZM71 158H72V155H71ZM73 158H74V157H73ZM73 158H72V159H73ZM174 158H175V156H174ZM190 158H191V157H190ZM200 158H201V157H200ZM216 158H217V157H216ZM220 158H221V157H220ZM21 159H22V158H21ZM65 159H66V158H65ZM212 159H213V158H212ZM221 159H222V158H221ZM221 159H220V161H221ZM233 159H234V156H233ZM236 159H237V158H236ZM247 159H248V158H247ZM260 159H262V158L260 157ZM16 160H17V159H16ZM97 160L99 161L100 159H97ZM190 160H191V159H190ZM216 160H217V159H215V161H216ZM218 160H219V159H218ZM228 160H229V159H228ZM237 160H238V159H237ZM254 160H255V159H254ZM17 161H18V160H17ZM43 161H45V160H43ZM63 161H64V160H63ZM93 161H94V160H93ZM100 161H101V160H100ZM194 161H195V160H194ZM197 161H198V160H197ZM199 161H200V160H199ZM210 161H212V160H210ZM210 161H209V162H210ZM262 161H263V159H262ZM60 162H61V161H60ZM68 162H69V161H68ZM76 162H77V161H76ZM80 162H81V161H80ZM200 162H201V161H200ZM202 162H203V161H202ZM247 162H248V161H247ZM257 162H258V161H257ZM260 162H261V160H260ZM260 162H259V163H260ZM86 163H87V162H86ZM95 163H96V162H95ZM101 163H102V162H101ZM182 163H183V161H182ZM198 163H199V162H198ZM216 163H217V162H216ZM232 163H233V162H232ZM43 164H45V162L42 163V165H43ZM74 164H76V167H77V163H74ZM186 164H187V163H186ZM40 165H41V164H40ZM42 165H41V166H42ZM64 165H65V164H64ZM85 165H86V164H85ZM92 165H93V164H92ZM95 165H96V164H95ZM98 165H99V164H98ZM100 165H101V164H100ZM194 165H195V164H194ZM194 165H193V166H194ZM196 165H197V164H196ZM62 166H63V165L61 164V167H62ZM67 166H68V165H67ZM72 166H73V165H72ZM86 166H87V165H86ZM175 166H176V165H175ZM183 166H184V165H183ZM188 166H189V165H188ZM76 167H75V168H76ZM96 167H97V166H96ZM200 167H201V166H200ZM203 167H204V166H203ZM207 167H208V165H207ZM209 167H210V166H209ZM212 167H213V164H212ZM212 167H211V169H212ZM220 167H221V166H220ZM41 168H42V167H41ZM41 168H40V169H41ZM73 168H74V167H73ZM80 168H81V167H80ZM91 168H92V167H91ZM192 168H193V167H192ZM213 168H214V167H213ZM217 168H218V167H217ZM54 169H55V168H54ZM60 169H61V168H60ZM60 169H59V170H60ZM87 169H88V168H87ZM89 169H90V168H89ZM189 169H190V168H189ZM209 169H210V168H209ZM209 169H208V170H209ZM223 169H226V168H223ZM90 170H92V169H90ZM172 170H173V169H172ZM180 170H181V165H180L179 172H180ZM193 170H194V168H193ZM199 170H200V169H199ZM216 170H221V169H216ZM81 171L83 172V169H82ZM84 171H85V170H84ZM201 171H202V170H201ZM224 171H225V170H224ZM60 172H62V171H60ZM74 172H75V171H74ZM82 172H81V173H82ZM86 172H87V171H86ZM96 172H97V171H96ZM96 172H95V173H96ZM179 172H178V173H179ZM181 172H182V171H181ZM190 172H191V171H190ZM190 172H189V173H190ZM192 172H193V171H192ZM207 172H208V171H207ZM215 172H216V171H215ZM58 173H59V172H58ZM58 173H57V174H58ZM75 173H76V172H75ZM77 173H78V172H77ZM83 173H84V172H83ZM183 173H184V172H183ZM187 173H188V172H187ZM201 173H202V172H201ZM204 173H206V171H205ZM223 173H224V172H223ZM90 174L93 176V174H92L91 172H90ZM94 175H95V174H94ZM185 175H188V174H184V178H181L180 180H176V181H174V183L172 182L173 180H172L171 182H172L173 184H175V183L178 182V183H177V186H179L178 188H180V187L182 186V185H180V183H182L183 186H184V185H185V186H188L189 184H190V185L193 184V182L197 181V179H198V178H193V177H192V178H189V179H185V177H187V176H185ZM192 175H193V174H192ZM219 175H220V174H219ZM75 176H76V175H75ZM84 176H85V175H84ZM182 176H183V175H182ZM189 176H190V175H189ZM193 176H194V175H193ZM215 176H216V175H215ZM249 176H250V175H249ZM249 176H248V177H249ZM206 177H207V174H206ZM213 177H214V176H213ZM213 177H212V178H213ZM253 177H254V176H253ZM54 178H55V176H54ZM59 178H60V177H59ZM63 178H64V177H63ZM179 178H180V177H178V179H179ZM52 179H53V178H52ZM55 179H56V178H55ZM55 179H54V180H55ZM85 179H86V178H85ZM110 179H112V178H110ZM199 179H200V178H199ZM78 180H79V178H78ZM78 180H76V181H78ZM81 180H82V178H81ZM81 180H79V181H80L79 184L81 183ZM164 180H165V179H164ZM205 180H206V179H205ZM205 180H204V181H205ZM50 181H51V180H50ZM66 181H67V180H66ZM74 181H75V180H74ZM76 181H75V182H72V183H69V184H75ZM158 181H159V180H158ZM202 181H203V179H202ZM217 181H218V180H217ZM217 181H216V182H217ZM256 181H257V180H256ZM161 182H162V181H161ZM199 182H200V181H199ZM206 182H207V180H206ZM219 182H220V181H219ZM59 183H60V182H59ZM65 183H66L67 185L61 187V188L63 189L64 192H65L64 189L68 188V185H69L68 182H65ZM159 183H160V182H159ZM163 183H165V181H164ZM163 183H162V184H163ZM172 183H171V184H172ZM197 183H198V182H197ZM197 183H194V184L196 185ZM200 183H202V182H200ZM77 184H78V183H77ZM156 184H157V183H156ZM202 184H203V183H202ZM220 184H221V183H220ZM261 184H262V183H261ZM56 185H57V184H55V186H56ZM151 185H152V184H151ZM160 185H161V184H160ZM160 185H159V186H160ZM205 185H206V184H205ZM209 185H210V184H209ZM239 185H240V184H239ZM4 186H5V185H4ZM131 186H132V185H131ZM148 186H149V185H148ZM154 186H155V185H154ZM169 186H170V184H169ZM169 186H168V187H169ZM202 186H204V185H202ZM242 186H243V185H242ZM6 187H7V186H6ZM71 187H72V186H71ZM71 187H70V188H71ZM128 187H129V186H128ZM133 187H134V184H133ZM156 187H157V185H156ZM52 188H53V187H52ZM57 188H58V187H57ZM61 188H60V189H61ZM147 188H148V187H147ZM161 188H162V187H161ZM189 188H190V187H189ZM192 188H193V187H192ZM195 188H197V186H195ZM198 188H199V187H198ZM205 188H206V187H205ZM243 188H244V187H243ZM247 188H248V187H247ZM75 189H76V188H75ZM145 189H146V188H145ZM151 189H152V188H151ZM190 189H191V188H190ZM202 189H203V188H202ZM214 189H215V188H214ZM51 190H53V189H51ZM54 190H55V189H54ZM154 190H155V189H154ZM172 190H173V189H172ZM210 190H211V189H210ZM46 191H47V190H46ZM66 191H67V189H66ZM68 191H69V190H68ZM68 191H67V192H68ZM148 191H149V189H148ZM162 191H163V189H162ZM165 191H167V190H165ZM178 191H179V189H176V190L174 191V193H173L170 197H171V198L174 197V199H179V198H181L182 196L185 197L186 192H185L184 190H183L182 192H178ZM243 191H244V190H243ZM6 192H7V191H6ZM6 192H5V193H6ZM54 192H55V191H54ZM70 192H71V191H70ZM76 192H77V191H76ZM140 192H141V191H140ZM160 192H161V191H160ZM160 192H159V193H160ZM195 192H196V191H195ZM205 192H206V191H205ZM45 193H46V192H45ZM52 193H53V192H52ZM55 193H56V192H55ZM73 193H74V192H73ZM147 193H148V192H147ZM151 193H152V192H151ZM171 193H172V192H171ZM193 193H194V192H193ZM11 194H12V193H11ZM70 194H71V193H70ZM134 194H135V193H134ZM160 194H161V193H160ZM163 194H164V193H163ZM242 194H243V193H242ZM44 195H45V194H44ZM52 195H53V194H52ZM54 195H55V194H54ZM57 195H58V194H57ZM66 195H67V194H66ZM156 195H157V194H156ZM158 195H159V194H158ZM169 195H170V194H169ZM189 195H190V194H189ZM231 195H233V194H231ZM234 195H235V194H234ZM7 196H8V195H7ZM46 196H47V195H46ZM161 196H162V195H161ZM237 196H238V195H237ZM144 197H145V196H144ZM148 197H150V196H148ZM154 197H155V196H154ZM156 197H157V196H156ZM197 197H198V196H197ZM202 197H203V196H202ZM226 197H227V196H226ZM228 197H229V196H228ZM235 197H236V196H235ZM157 198H159V196H158ZM161 198H162V197H161ZM237 198H238V197H237ZM3 199H4V198H3ZM3 199H2V200H3ZM37 199H38V198H37ZM235 199H236V198H235ZM4 200H5V199H4ZM6 200H7V199H6ZM31 200H33V199L31 198ZM168 200H169V199H168ZM168 200H166V201H168ZM212 200H213V199H212ZM212 200H211V201H212ZM214 200H215V199H214ZM228 200H229V199H228ZM52 201H53V200H52ZM54 201H55V200H54ZM150 201H151V200H150ZM222 201H223V200H222ZM37 202H39V201L37 200ZM68 202H70V200H69L68 198H66V199L59 198V199H57V202L55 201V202H52L51 204H49V210H50V211H55V212H54V215H59V214H58V213L60 212L59 209L63 208L62 205L67 204ZM171 202H172V201H171ZM187 202H188V201H187ZM225 202H226V201H225ZM228 202H229V201H228ZM236 202H237V201H236ZM2 203H4V202H2ZM49 203H50V202H49ZM155 203H156V202H155ZM164 203H165V202H164ZM193 203H194V202H193ZM208 203H209V202H208ZM230 203H231V202H230ZM0 204H1V203H0ZM7 204H8V203H7ZM47 204H48V203H47ZM137 204H138V203H137ZM139 204H140V203H139ZM147 204H148V203H147ZM157 204H158V203H157ZM161 204H162V203H161ZM167 204H168V202H167ZM190 204H191V203H190ZM201 204H202V202H201ZM204 204H206V203L204 202ZM211 204H212V203H211ZM221 204H222V203H221ZM237 204H238V203H237ZM261 204H262V203H261ZM150 205H151V204H150ZM153 205L155 206V204H153ZM163 205H164V204H163ZM171 205H172V204H171ZM171 205H170V206H171ZM186 205H187V204H186ZM196 205H197V203H196ZM199 205H200V204H199ZM47 206H48V205H47ZM159 206H161V205L159 204ZM189 206H190V205H189ZM220 206H221V205H220ZM229 206H230V205H229ZM40 207H42V206H40ZM43 207H45V206H43ZM135 207H136V206H135ZM148 207H149V206H148ZM156 207H158V206H156ZM177 207H178V206H177ZM187 207H188V206H187ZM192 207H195V206L193 205ZM192 207H191V208H192ZM84 208H85V207H84ZM88 208H89V207H88ZM169 208H170V207H169ZM179 208H180V207H179ZM195 208H196V207H195ZM33 209H34V208H33ZM38 209H39V207H38ZM40 209H41V208H40ZM40 209H39V211H40ZM42 209H44V208H42ZM65 209H66V208H65ZM79 209H80V208H79ZM89 209H90V208H89ZM89 209H88V210H89ZM152 209H153V207H152ZM171 209H172V208H171ZM201 209H202V208H201ZM232 209H233V207H232ZM35 210H36V207H35ZM56 210H57V211H56ZM182 210H183V209H182ZM221 210H222V208H221ZM224 210H225V209H224ZM43 211H44V210H43ZM47 211H48V210H47ZM74 211H75V210H74ZM149 211H150V210H149ZM219 211H220V210H219ZM41 212H42V211H41ZM48 212H49V211H48ZM57 212H58V213H57ZM64 212H65V211H64ZM78 212H79V211H78ZM159 212H160V211H159ZM168 212H169V211H168ZM255 212H257V211H255ZM43 213H44V212H43ZM46 213H47V212H46ZM46 213H45V216H46ZM49 213H50V212H49ZM49 213H48V214H49ZM76 213H77V212H76ZM157 213H158V212H157ZM161 213H162V212H161ZM161 213H158V214L160 215ZM171 213H172V212H171ZM220 213H221V212H220ZM48 214H47V215H48ZM168 214H169V213H168ZM212 214H213V213H212ZM51 215H53V214H51ZM54 215H53V217H54ZM83 215H84V214H83ZM215 215H217V213H216ZM222 215H223V214H222ZM45 216H44V217H45ZM68 216H69V215H68ZM157 216H158V215H157ZM162 216H163V215H162ZM169 216H170V215H169ZM179 216H183V215H179ZM184 216H185V215H184ZM2 217H3V216H2ZM7 217H8V216H7ZM66 217H67V216H66ZM158 217H159V216H158ZM167 217H168V216H167ZM219 217H220V216H219ZM262 217H263V216H262ZM4 218H6V217L4 216ZM54 218H55V221H54V222H55V223H54L55 226L51 229V231L53 230V232H55V230H59V229H61V231H63V233H64V231H65L66 229H68L69 227H71L74 223H75L78 227L80 226V225L77 224V222H79V220H77L76 218H75V219H69V220L64 219V220H60V221H57V219H59L58 216H55ZM61 218H62V217H61ZM136 218H137V217H136ZM159 218H160V217H159ZM170 218H171V217H170ZM176 218H177V217H176ZM178 218H179V217H178ZM0 219H1V218H0ZM2 219H3V218H2ZM107 219H109V218H107ZM161 219H162V218H161ZM213 219H214V218H213ZM3 220H4V219H3ZM45 220H46V219H45ZM157 220H158V219H157ZM159 220H160V219H159ZM175 220H176V219H175ZM62 221H63V222H62ZM93 221H94V220H93ZM155 221H156V220H155ZM217 221H218V219H217ZM46 222H47V221H46ZM46 222H45V223H46ZM94 222H95V221H94ZM106 222H107V221H106ZM158 222H159V221H158ZM166 222H168V221H166ZM166 222H165V223H166ZM172 222H174V221H172ZM172 222H171V223H172ZM176 222H177V221H176ZM176 222H175V223H176ZM204 222H205V221H204ZM43 223H44V222H43ZM43 223H42V224H43ZM45 223H44V224H45ZM169 223H170V222H169ZM180 223H181V222H179V224H180ZM197 223H198V222H197ZM201 223H202V222H201ZM217 223H218V222H216V224H217ZM27 224H28V223H27ZM27 224H26V225H27ZM93 224H94V223H93ZM155 224H156V223H154V226H155ZM160 224H161V223H160ZM52 225H53V224H52ZM171 225H172V224H171ZM203 225H204V224H203ZM211 225H212V224H211ZM248 225H249V223H248ZM262 225H263V224H262ZM29 226H30V224H29ZM40 226H41V225H40ZM165 226H167V225L165 224ZM197 226H198V225H197ZM251 226H252V225H251ZM257 226H258V225H257ZM30 227H31V226H30ZM42 227H43V226H42ZM42 227H41V228H42ZM106 227H107V226H106ZM123 227H124V226H123ZM144 227H145V226H144ZM150 227H151V226H150ZM213 227H214V226H213ZM245 227H246V226H245ZM258 227H259V226H258ZM46 228H47V227H46ZM71 228H73V227H71ZM156 228H157V227H156ZM167 228H168V227H167ZM167 228H166V229H167ZM194 228H195V227H194ZM254 228H255V227H254ZM24 229H25V228H24ZM43 229H44V228H43ZM75 229L77 230V228H75ZM92 229H93V227H90V228L87 230L86 234L88 235V237L91 236V235H94V234H97V233H98L97 231L92 230ZM147 229H148V228H147ZM147 229H146V230H147ZM201 229H202V228H201ZM201 229H200V231H201ZM208 229H209V228H208ZM256 229H257V228H256ZM258 229H259V228H258ZM91 230H92V231H91ZM103 230H104V228H103ZM113 230H114V229H113ZM205 230H207V229H205ZM242 230H243V229H242ZM245 230H246V229H245ZM29 231H30V230H29ZM33 231H34V230H33ZM35 231H36V230H35ZM45 231H46V230H45ZM49 231H50V230H49ZM69 231H70V230H69ZM120 231H121V230H120ZM122 231H123V229H122ZM160 231H162V230H157L156 232L154 231V234H153V235H155L157 232H160ZM167 231H168V230H167ZM169 231H170V230H169ZM193 231H194V230H193ZM193 231H192V232H193ZM252 231H253V230H252ZM254 231H255V230H254ZM260 231H261V230H260ZM37 232H38V230H37ZM41 232H42V231H41ZM53 232H52V233H53ZM88 232H89V234H88ZM100 232H101V231H100ZM118 232H119V231H118ZM123 232H124V231H123ZM123 232H122V233H123ZM26 233H27V232H26ZM32 233H34V232H32ZM47 233H48V231H47ZM47 233L44 232V235H46ZM124 233H125V232H124ZM151 233H152V232H151ZM161 233H162V232H161ZM169 233H170V232H169ZM195 233H196V231H195ZM4 234H5V233H4ZM4 234H3V235H4ZM6 234H7V233H6ZM6 234H5V235H6ZM27 234H28V233H27ZM34 234H36V233H34ZM41 234H42V233H41ZM110 234H111V233H110ZM157 234H158V233H157ZM193 234H194V232H193ZM250 234H251V233H250ZM30 235H31V234H30ZM36 235H37V234H36ZM105 235H106V234H105ZM107 235H109V233H108ZM116 235H117V234H116ZM145 235H146V234H145ZM153 235H152V237H153ZM158 235H159V234H158ZM197 235H199V237H200V234H197ZM31 236H32V235H31ZM60 236H61V235H60ZM64 236H65V235H64ZM64 236H63V237H64ZM67 236H68V235H67ZM150 236H151V235H150ZM159 236H160V235H159ZM2 237H3V236H2ZM36 237H37V236H36ZM38 237H40V235H39ZM45 237H46V236H45ZM111 237L114 238V236H111ZM146 237H147V235H146ZM148 237H149V233H148ZM154 237H155V236H154ZM165 237H166V236H165ZM165 237H164V238H165ZM177 237H178V236H177ZM192 237H193V236H192ZM192 237H191V238H192ZM49 238H50V237H49ZM54 238H55V237H54ZM57 238H58V237H57ZM78 238H79V237H78ZM94 238H95V237H94ZM149 238H150V237H149ZM164 238H163V239H164ZM172 238H173V237H172ZM201 238H202V237H201ZM249 238H250V237H249ZM29 239H30V238H29ZM52 239H53V238H52ZM75 239H76V238H75ZM108 239H109V238H108ZM152 239H153V238H152ZM170 239H171V238H170ZM192 239H193V238H192ZM233 239H234V238H233ZM244 239H245V238H244ZM244 239H243V240H244ZM41 240H42V239H41ZM41 240H40V241H41ZM58 240H59V239H58ZM76 240H77V239H76ZM80 240H81V237H80ZM166 240H168V239L166 238ZM166 240H165V241H166ZM246 240H247V238H246ZM37 241H38V240H37ZM46 241H47V240H46ZM71 241H72V240H71ZM162 241H163V240H162ZM170 241H171V240H170ZM182 241H183V240H182ZM186 241H187V240H186ZM186 241H184V242H186ZM190 241L192 242L193 240H190ZM250 241H251V240H250ZM250 241H249V243H250ZM256 241H257V240H256ZM32 242H33V241H32ZM47 242H48V241H47ZM47 242H46V244H47ZM61 242H62V241H61ZM72 242H74V241H72ZM81 242H82V241H81ZM159 242H160V241H159ZM197 242H198V241H197ZM253 242H254V241H253ZM23 243H24V242H23ZM49 243H50V242H49ZM53 243H54V242H53ZM69 243H70V241H69ZM179 243H180V242H179ZM187 243H188V241H187ZM198 243H199V242H198ZM234 243H237V244H238V242H234ZM41 244H42V243H41ZM46 244H45V245H46ZM57 244H58V243H57ZM57 244H55V245H57ZM71 244H72V243H71ZM180 244H181V243H180ZM192 244H195V242L192 243ZM241 244H242V243H241ZM1 245H2V244H1ZM28 245H29V244H28ZM37 245H38V244H37ZM65 245H66V243H65ZM68 245H69V244H68ZM155 245H156V244H155ZM155 245H154V246H155ZM159 245H160V244H159ZM159 245H156V246L159 247ZM162 245H164V244L162 243ZM188 245H189V244H188ZM231 245H232V244H231ZM23 246H24V245H23ZM47 246H48V244H47ZM47 246H45V247H46L45 251H47V249H48V247H49V246H48V247H47ZM70 246H71V245H69L68 247H70ZM84 246H85V245H84ZM150 246H151V245H150ZM190 246H191V245H190ZM192 246H193V245H192ZM192 246H191V247H192ZM254 246H255V244H254ZM32 247H33V246H32ZM34 247H35V246H34ZM55 247H59V246L57 245V246H54V248H55ZM66 247H67V246H66ZM42 248H44V247H42ZM52 248H53V247H52ZM60 248H61V246H60ZM71 248H72V247H71ZM81 248H82V247H81ZM151 248H152V246H151ZM161 248H162V247H161ZM163 248H164V247H163ZM183 248H184V247H183ZM194 248H195V247H194ZM194 248H193V249H194ZM243 248H244V247H243ZM250 248H251V247H250ZM32 249H33V248H32ZM34 249H37V248H34ZM62 249H63V248H62ZM178 249H179V248H178ZM188 249H189V248H188ZM195 249H196V248H195ZM231 249H232V248H231ZM260 249H261V248H259V250H260ZM40 250H42V249H40ZM52 250H53V249H52ZM54 250H55V249H54ZM56 250H58V249H56ZM96 250H97V249H96ZM150 250H151V249H150ZM150 250H149V251H150ZM189 250H190V249H189ZM227 250H228V249H227ZM248 250H249V249H248ZM259 250H258V251H259ZM32 251H33V250H32ZM36 251H37V250H36ZM48 251H51V250L48 249ZM48 251H47V252H48ZM91 251H92V250H91ZM153 251L155 252V250H153ZM159 251H160V249H159ZM184 251H185V250H184ZM230 251H231V250H230ZM238 251H239V250H238ZM51 252H53V251H51ZM51 252H50V253H51ZM83 252H84V251H83ZM102 252H104V251H101V252H100V256L98 255L97 259H96V260L94 259V260H95L97 263H99V264L102 263L101 261H104V263L106 264L107 261H106L105 258H106L107 256H106V257L103 256L104 253H102ZM242 252H243V251H242ZM249 252H250V251H249ZM262 252H263V251H262ZM29 253H30V252H29ZM31 253H32V252H31ZM41 253H42V252H41ZM45 253H46V252H45ZM48 253H49V252H48ZM48 253H47V254H48ZM181 253H182V252H181ZM188 253H189V252H188ZM188 253H187V255H188ZM236 253H237V252H236ZM236 253L233 254V256L239 254V253H237V254H236ZM256 253H257V252H256ZM26 254H27V253H26ZM42 254H43V253H42ZM101 254H102V255H101ZM108 254H109V253H108ZM108 254H106V255H108ZM149 254H151V253H149ZM149 254H148V255H149ZM178 254H179V253H178ZM225 254H226V253H225ZM242 254H243V253H242ZM248 254H249V253H248ZM248 254L246 253L245 255H248ZM262 254H263V253H262ZM91 255H92V254H91ZM152 255H153V254H152ZM189 255H190V254H189ZM194 255H195V254H194ZM251 255H252V254H251ZM251 255H250V256H251ZM253 255H254V254H253ZM27 256H28V255H27ZM40 256H41V254H40ZM101 256L104 257V260H101ZM144 256H145V255H144ZM181 256H182V255H181ZM181 256H179V257L181 258ZM231 256H232V255H231ZM240 256H241V255H240ZM243 256H244V255H243ZM22 257H23V256H22ZM22 257H21V258H22ZM42 257H43V256H42ZM44 257H45V256H44ZM65 257H66V256H65ZM135 257H136V256H135ZM156 257H157V256H156ZM156 257H155V258H156ZM204 257H205V255H204ZM222 257H223V256H222ZM237 257H238V256H237ZM40 258H41V257H40ZM62 258H63V257H62ZM69 258H70V257H69ZM93 258H94V257H93ZM145 258H146V257H145ZM149 258H150V257H149ZM153 258H154V257H153ZM161 258H162V257H161ZM241 258H242V257H241ZM251 258H252V257H251ZM18 259H19V258H18ZM30 259H31V258H30ZM30 259H29V261H30ZM36 259H38V258L36 257ZM36 259H35V260H36ZM47 259H48V258H47ZM49 259H50V258H49ZM53 259H54V258H53ZM53 259H52V260H53ZM60 259H61V257H60ZM60 259H57V260H60ZM159 259H160V258H159ZM181 259H182V258H181ZM232 259H233V258H232ZM249 259H250V258H249ZM12 260H13V259H12ZM31 260H32V259H31ZM35 260H34V263L36 262ZM38 260H39V259H38ZM38 260H37V261H38ZM52 260H51V261H52ZM63 260H64V258H63ZM79 260H80V259H79ZM154 260H156V259H154ZM185 260H186V259H185ZM210 260H211V259H210ZM226 260H227V258H226ZM228 260H230V259H228ZM236 260H237V259H236ZM251 260H252V259H251ZM29 261H27V262H29ZM39 261H40V260H39ZM68 261H69V260H68V258H67V260H66L64 263H67ZM73 261H74V260H73ZM95 261H94V262H95ZM148 261H149V260H148ZM208 261H209V260H208ZM217 261H218V260H217ZM232 261H233V260H232ZM239 261H240V260H239ZM254 261H255V260H254ZM24 262H25V261H24ZM30 262H31V261H30ZM42 262H43V261H42ZM48 262H49V261H48ZM52 262H53V261H52ZM52 262H51V263H52ZM57 262H58V261H57ZM78 262H79V261H78ZM199 262H200V261H199ZM202 262H203V261H201V263H202ZM212 262H213V261H212ZM243 262H244V261H243ZM249 262H250V261H249ZM14 263H15V262H14ZM53 263H54V262H53ZM73 263H74V262H73ZM97 263H96V264H97ZM158 263H159V262H158ZM194 263H195V262H194ZM194 263H192V264H194ZM196 263H197V262H196ZM254 263H255V262H254ZM9 264H10V263H9ZM37 264H38V263H37ZM39 264H40V263H39ZM47 264H50V263H47ZM54 264H55V263H54ZM57 264H58V263H57ZM59 264H60V263H59ZM161 264H162V263H161ZM203 264H204V263H203ZM212 264H213V263H212ZM241 264H242V263H241Z\"/></svg>",
	"mask_w": 264,
	"mask_h": 264
}]
</instances>
